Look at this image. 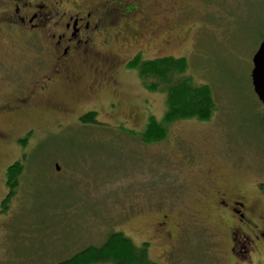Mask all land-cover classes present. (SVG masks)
<instances>
[{"label":"rangeland","instance_id":"obj_1","mask_svg":"<svg viewBox=\"0 0 264 264\" xmlns=\"http://www.w3.org/2000/svg\"><path fill=\"white\" fill-rule=\"evenodd\" d=\"M189 1L202 5L201 13L179 18V39L170 46H146L144 57H186L184 75L212 89L216 108L211 119L200 125L197 121L203 120L196 117L177 119L163 139L148 142L146 134L148 141L143 139L149 117L162 119L167 97L161 88H147L130 62L120 65L116 80L97 102L78 99L72 107L42 108L41 119L24 122L32 126L26 145L9 139L10 149L0 154L2 165L22 160L25 166L8 209L0 208V264H53L87 245L101 244L113 231H123L138 245L149 240L150 255L161 264H223L217 233L182 231L173 249L160 255L163 244L149 238V231L159 211L174 213L170 202L196 201L202 178L188 165L189 156L214 157L215 166L227 170L234 182L264 183V104L251 78L253 56L264 39V0ZM138 24L143 31L150 27ZM131 34L127 39L111 36L107 51L132 50ZM8 76L25 83L29 78L17 70ZM60 98L55 95L58 102ZM111 99L117 107L109 105ZM66 108L70 111L62 112ZM92 110L97 120L83 122L81 116ZM5 192L3 175L0 202ZM181 221L193 229L191 219Z\"/></svg>","mask_w":264,"mask_h":264},{"label":"flooded vegetation","instance_id":"obj_2","mask_svg":"<svg viewBox=\"0 0 264 264\" xmlns=\"http://www.w3.org/2000/svg\"><path fill=\"white\" fill-rule=\"evenodd\" d=\"M197 5L189 0H0V154L10 149L9 139L16 138L22 145L30 130L20 128L26 127V120L41 119L42 108L72 107L78 99L97 102L102 90L116 80L120 65L139 54L144 57L146 46H170L172 39H179L176 34L183 28L179 18L189 12L200 14L202 5ZM138 22L149 23V29L143 31ZM131 32L132 50L107 51L111 36L127 39ZM152 39H165V43ZM13 70L21 76L26 73L27 83L21 78L11 81L8 75ZM56 94L61 95L59 102ZM109 105L117 107L118 102L111 99ZM214 159L203 153L188 157V165L202 178L194 192L196 201L170 202L174 213L159 211L149 238L163 244L160 255H165L182 231L209 230L220 236L223 264H264V185L234 182L227 170L215 166ZM8 167L0 165V178L5 175V181ZM181 219H191L193 229Z\"/></svg>","mask_w":264,"mask_h":264},{"label":"trees","instance_id":"obj_3","mask_svg":"<svg viewBox=\"0 0 264 264\" xmlns=\"http://www.w3.org/2000/svg\"><path fill=\"white\" fill-rule=\"evenodd\" d=\"M129 64L138 70V74L143 79L147 88L150 90L161 88L165 91L167 97V109L162 119H158L154 115L149 117L143 129L144 132H142L143 139L147 140L145 134L148 138H151L150 141L147 140L148 142L163 139L167 136L168 125L177 119L193 117L203 121L211 119L213 111L216 108L212 89L209 84H197L190 77L184 75L188 66L186 57L168 55L146 58L139 54ZM81 120L85 123L96 121L97 111L86 112L81 116ZM29 127L32 126H26L20 130L26 131ZM25 140L20 141L22 145L20 143L17 145L21 147L26 145ZM0 165H2L1 162ZM24 168L22 160L14 161L8 167L6 180L8 189L6 195L8 197H4L0 202V208L3 212L8 209L14 192L19 185L20 176ZM100 263L161 264L150 255V242L143 241L142 244L138 245L123 231H113L108 234L101 244L87 245L71 256L53 264Z\"/></svg>","mask_w":264,"mask_h":264},{"label":"water","instance_id":"obj_4","mask_svg":"<svg viewBox=\"0 0 264 264\" xmlns=\"http://www.w3.org/2000/svg\"><path fill=\"white\" fill-rule=\"evenodd\" d=\"M252 84L260 101L264 104V39L253 56V68L251 71ZM59 170L61 167L56 164Z\"/></svg>","mask_w":264,"mask_h":264}]
</instances>
